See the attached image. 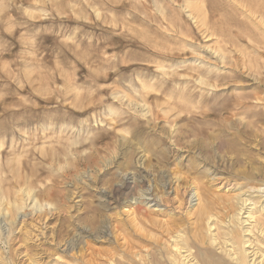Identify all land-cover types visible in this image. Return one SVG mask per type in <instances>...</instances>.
Listing matches in <instances>:
<instances>
[{"label": "rangeland", "instance_id": "374dc122", "mask_svg": "<svg viewBox=\"0 0 264 264\" xmlns=\"http://www.w3.org/2000/svg\"><path fill=\"white\" fill-rule=\"evenodd\" d=\"M249 184H264V0H0V264H172L171 226L228 264L197 209L225 228Z\"/></svg>", "mask_w": 264, "mask_h": 264}, {"label": "bare ground", "instance_id": "6f19581e", "mask_svg": "<svg viewBox=\"0 0 264 264\" xmlns=\"http://www.w3.org/2000/svg\"><path fill=\"white\" fill-rule=\"evenodd\" d=\"M253 99L255 101H258L257 97ZM248 104L249 103L247 101V95L233 96L232 102H231V108L228 109L230 110L229 111L230 115H232V117L236 115L235 111L237 112V109H235V107L243 108L244 106L247 107ZM248 187L255 189V191L253 193L248 191L249 193L246 196L244 192L237 193L230 197L231 202H230L229 207H225V206L223 207L224 210H226L227 208L228 209L230 208L229 213L227 215L229 220H228V224L227 225L225 224V228L220 226V224L222 223H221V220L219 219V216H217V214L215 213H212L208 204H205L204 202L202 204L199 203V206L197 209L198 217L201 220L207 221L206 222L207 223L206 233H209L210 244L219 245L218 247L222 249V251L226 254L225 256H227L232 261L231 263H228V264H254L253 263L254 259L252 260L251 258L250 260H247L248 250H251V254H252L251 256L255 258L259 257L257 256L258 251H256V248L255 250L253 248L254 247L253 240H250L249 236L248 238L245 236L240 237L239 233L237 232L238 222L240 220L239 215H240V212L243 211L241 214L246 213L244 217L245 219L243 222L245 223L248 222V225H246V229L244 230V232L247 231L249 232L247 234L252 235L253 229H258V231H260V233L263 234L264 236V184H261V185L249 184ZM195 195L197 196V200L200 201L201 194L198 191V188L195 191ZM243 196L245 197L242 198ZM247 201H249L250 203L247 204ZM257 204L261 206V208L259 209V212L254 208V206ZM256 212L262 216H255ZM221 228L224 232L223 236L225 238L223 241V244H221L220 241H217V238H219L217 234L215 233L212 234L211 232L212 230H215V229L218 230ZM162 234L163 236L166 235L165 238L170 244L169 248L171 250L172 264H227L226 261L222 257H217L213 255L211 251H206V252L204 251L205 253L201 254V256L198 257L199 259H195L190 253L189 248H187L188 246H186L185 244L186 242L184 241V238H183L184 234H182L180 230L177 231L176 228L173 226L166 228L165 231L162 232ZM205 241L206 240L203 239V243ZM248 242L249 244H247ZM227 243H229L228 247L224 245ZM245 245L246 247H244ZM260 263L262 264V260L257 262V264H260Z\"/></svg>", "mask_w": 264, "mask_h": 264}]
</instances>
